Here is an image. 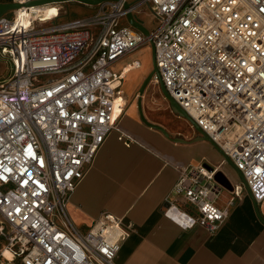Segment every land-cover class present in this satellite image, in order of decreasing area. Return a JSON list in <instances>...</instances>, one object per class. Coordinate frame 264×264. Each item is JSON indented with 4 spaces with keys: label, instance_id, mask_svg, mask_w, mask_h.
I'll return each mask as SVG.
<instances>
[{
    "label": "built area",
    "instance_id": "2783aa9c",
    "mask_svg": "<svg viewBox=\"0 0 264 264\" xmlns=\"http://www.w3.org/2000/svg\"><path fill=\"white\" fill-rule=\"evenodd\" d=\"M88 6L89 15L42 26L0 17V52L11 69L0 80V264H117L129 233L122 218L102 212L80 230L67 204L127 108V66L141 68L137 59L115 64L148 42L167 93L222 155L211 169L205 162L181 166L176 199L163 214L183 229L213 233L244 188L255 202L264 199V0ZM142 6L155 22L147 35L127 18L130 12L143 25L135 15ZM119 139L133 141L124 132ZM226 161L241 180L220 207L214 174Z\"/></svg>",
    "mask_w": 264,
    "mask_h": 264
},
{
    "label": "crops",
    "instance_id": "0c3cea01",
    "mask_svg": "<svg viewBox=\"0 0 264 264\" xmlns=\"http://www.w3.org/2000/svg\"><path fill=\"white\" fill-rule=\"evenodd\" d=\"M144 117L165 132L145 124L129 103L118 128L106 136L70 194L71 222L87 230L102 212L122 218L129 233L115 258L117 264H264V199L255 202L246 188L213 233L199 225L183 229L163 214L166 201L176 199L172 188L178 169L199 162L217 165L222 155L215 144L200 138L202 134L188 120L176 130ZM122 132L133 139L129 145L119 139ZM219 170L232 184L240 182L230 162ZM221 191L223 200L215 201L224 207L232 194L228 191L226 198L227 190Z\"/></svg>",
    "mask_w": 264,
    "mask_h": 264
},
{
    "label": "rangeland",
    "instance_id": "374dc122",
    "mask_svg": "<svg viewBox=\"0 0 264 264\" xmlns=\"http://www.w3.org/2000/svg\"><path fill=\"white\" fill-rule=\"evenodd\" d=\"M38 8L44 12L50 10L52 16L50 17L49 20L58 16L54 19V21L58 23L67 21L68 19L74 17H82L85 15H89L94 11L92 6H88L73 0L49 3ZM137 11L138 12H136L135 14L137 19L143 23L145 28H147L148 30L152 29L155 22L148 15L149 10L147 6H142ZM5 15L9 19H13L15 16L13 10L7 12ZM119 22H120V26L127 25L126 17L121 18ZM51 23L52 21L50 22L47 21L45 23L36 22L35 24L37 26L40 25L42 26ZM133 59H137L140 62L141 68L130 70L129 72L126 73V77L122 84V90L124 91V95L130 98L128 99L129 101L126 98L127 106L130 103L131 108L132 109L136 108L137 112H139L138 104H137V92L144 79L153 69L151 44L149 42L143 44L136 51L125 55L117 63L120 64L121 66L130 62ZM10 71L11 69L8 58L0 52V80L8 76ZM133 94L134 96L132 98ZM141 106L144 116L149 117L154 121L163 123L168 126H172L176 130L181 129L182 126H186L187 120L184 119L185 121H182V118L177 117V115L174 112H172V110L170 109L167 100L164 98V96L161 94L158 88L157 79H152V81L146 86L141 98ZM222 190L226 191L225 189ZM226 193H227L226 198H229L230 193L228 191H226ZM222 197H223V191L220 192L218 201H222L223 200ZM0 221H1V217H0ZM4 243H5L4 239L0 237V248ZM5 264H16V263L13 262V263H5Z\"/></svg>",
    "mask_w": 264,
    "mask_h": 264
},
{
    "label": "water",
    "instance_id": "95a60500",
    "mask_svg": "<svg viewBox=\"0 0 264 264\" xmlns=\"http://www.w3.org/2000/svg\"><path fill=\"white\" fill-rule=\"evenodd\" d=\"M60 1H67V0H30L28 2H26L24 4L25 5H38V4H43V3H48V2H60ZM73 1H77L86 5H95L97 3H99L100 1L103 0H73ZM22 5L16 2H0V17L5 15L7 12L15 10L19 7H21ZM127 18L130 22L131 25H133L135 28L139 29L140 31H142L145 35L148 34V30L137 20L134 19L133 15L129 12L127 13ZM151 53H152V65H153V69L152 71L148 74V76L144 79V81L142 82L138 92H137V104H138V110H139V116L140 119L147 124L150 127L153 128H157L159 130H161L162 132H165L163 130L162 127H160L159 125L156 124H152L150 122H148L144 115H143V111H142V106H141V98L143 95V92L146 88V86L152 81L153 77L156 75L157 79H158V88L161 92V94L164 96V98L167 100L170 109L172 110V112H174L175 114H177L180 117L185 118L186 120L190 121L193 124V127L201 133L199 127L197 125L194 124V121L191 119V117L188 116V114L172 99V97L167 93L160 77L159 74L157 72V68L155 66V62H154V49L153 46L151 45ZM202 136H200V138L206 140V141H210L211 140L204 135L203 133H201ZM206 166L211 169V166H209L208 164H206ZM214 180L219 184L220 188L225 189L227 191H231L233 189L232 183L231 181L228 179V177L221 171V170H217L214 174Z\"/></svg>",
    "mask_w": 264,
    "mask_h": 264
},
{
    "label": "bare ground",
    "instance_id": "6f19581e",
    "mask_svg": "<svg viewBox=\"0 0 264 264\" xmlns=\"http://www.w3.org/2000/svg\"><path fill=\"white\" fill-rule=\"evenodd\" d=\"M49 3H54V2H48V3L38 4V5H25V6L15 9L14 10L15 16L13 18V22L27 24L28 22L32 20L42 22V23L49 21L50 17L52 16L51 11L47 10L46 12H44L38 8V7H41ZM3 251H4V256L8 258L11 256L10 251L7 248L4 247Z\"/></svg>",
    "mask_w": 264,
    "mask_h": 264
}]
</instances>
